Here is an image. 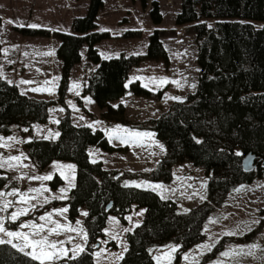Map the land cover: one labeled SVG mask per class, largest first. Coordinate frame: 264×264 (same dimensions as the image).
I'll return each mask as SVG.
<instances>
[{"label": "rangeland", "instance_id": "1", "mask_svg": "<svg viewBox=\"0 0 264 264\" xmlns=\"http://www.w3.org/2000/svg\"><path fill=\"white\" fill-rule=\"evenodd\" d=\"M105 1L97 20V32H108L110 38L96 46L103 59L146 55L149 38L155 31L160 32V41L169 56L168 65L160 60H146L132 68L127 83L129 92L111 103L113 108L124 107L125 120L131 127L121 122L111 125L104 121L102 116L106 111L100 110L90 96L83 95L88 79L97 68L87 59V46L81 49V61L71 72L64 103L59 101L62 63L57 56L60 45L57 35L72 34L73 21L86 15L89 0H0V75L17 86L22 94L54 103L46 125H35L32 132L23 128L10 136L0 134V165H3L0 174L7 180L0 190V222L6 229L0 232V239H11L12 244H3L18 251L13 245H20L24 248L20 252L24 254L33 249L27 241L9 237L8 231L28 234L29 239L54 242L61 254L43 264L76 259L88 245L87 215H84L87 210L80 209L78 219L71 223L65 204L76 185L75 166L55 161L44 172H39L24 151V145L33 139L57 140L59 120L67 113L73 125L104 134L115 150L108 152L91 146L88 150L90 161L100 163L106 171L115 172L122 186L151 191L163 200L173 201L179 214L202 208L207 203L210 176L191 162L174 165L170 181H154L148 177L158 168L166 151L153 131L137 129L158 119L173 104L184 102L197 90L199 66L195 25H176L183 0H148L147 8L140 0ZM152 3L159 5L160 25H155L151 19ZM256 26L263 28L264 24ZM19 29L43 30L46 36H23ZM135 83L149 95L133 93L131 85ZM134 126L136 129L132 128ZM114 130H118L120 138ZM12 157L20 159H10ZM46 176L51 179H43ZM56 178L60 183L53 190L50 183ZM69 179L74 186H69ZM61 209L67 211H59ZM17 210H21V214L13 220L12 215ZM144 216L145 209L135 205L125 217L126 225L110 215L104 237L97 245H92L93 263L120 264L128 250L126 235L142 224ZM33 225L44 227L41 230ZM53 228L55 232L50 231ZM202 234L198 243L182 253L179 246L168 244L152 247L150 254L156 264H264V173L251 183L234 186L221 205H210ZM63 250H67L66 255ZM224 252L230 255L224 256Z\"/></svg>", "mask_w": 264, "mask_h": 264}, {"label": "trees", "instance_id": "2", "mask_svg": "<svg viewBox=\"0 0 264 264\" xmlns=\"http://www.w3.org/2000/svg\"><path fill=\"white\" fill-rule=\"evenodd\" d=\"M144 8L148 0H140ZM104 0H89L84 17L76 18L72 34H58V59L62 63L59 101L64 103L71 72L81 61L80 51L87 46V59L96 66L83 90L100 110L102 118L113 125L125 120L123 106L113 108L129 92L127 83L134 67L146 60L169 64V56L160 41V32L149 38L147 54L124 55L103 59L96 46L110 38L108 32H97V20ZM150 16L155 25L162 23L158 3H152ZM212 22V24H209ZM264 0H183L176 17L177 26L195 25L198 87L184 102L173 104L169 111L137 129H149L165 147V156L148 177L170 181L174 165L191 162L210 176L205 206L179 214L176 203L161 199L156 193L121 185L113 171L92 163L89 148L98 146L112 152L101 131L72 124L70 114L59 120L57 140L33 139L24 151L39 172L51 163L63 161L76 168V185L66 201L68 219L76 222L79 211L87 210L85 227L87 250L78 258H67L55 264H94L92 245L104 237L110 215L123 225L135 205L145 209L142 224L126 235L128 250L120 264H156L152 247L175 244L180 253L198 243L210 213V205H221L226 194L237 184L251 183L264 173ZM1 26V19H0ZM23 36H46L43 30L19 29ZM2 44L0 41V57ZM133 93L148 96L139 84L131 85ZM53 102L38 100L20 92L0 75V134L10 136L23 128L32 132L35 125H46ZM112 118H117L113 120ZM131 127V126H130ZM136 129V127H132ZM244 156L256 157V168L245 172ZM212 173V174H211ZM6 179L0 180V190ZM60 180H52L56 190ZM0 264H41L8 244L0 245Z\"/></svg>", "mask_w": 264, "mask_h": 264}, {"label": "snow or ice", "instance_id": "3", "mask_svg": "<svg viewBox=\"0 0 264 264\" xmlns=\"http://www.w3.org/2000/svg\"><path fill=\"white\" fill-rule=\"evenodd\" d=\"M32 27H36V25H32ZM163 82L164 81L162 80L161 83H163ZM193 87H195V85H193ZM114 131H116L117 138H120L119 135H118V130H114ZM125 131L127 132L128 130H125ZM57 135H58V133H57ZM132 135L140 136L141 134L140 133H133ZM144 135H148V134H144ZM161 147H163V145H161ZM10 159L19 160L20 158L19 157H12ZM0 166H3V165H0ZM69 167H72V166H69ZM43 179L47 180V179H51V177L50 176H46V177H43ZM145 183H147V182H145ZM69 186H74V185H72L70 179H69ZM136 186L140 187L141 185H136ZM156 187H162V185L161 186H156ZM21 199H22V201L24 200L23 196L21 197ZM23 211L26 212V209L23 210ZM59 211H67V209H61ZM20 214H21V210H17V212L12 215V219L15 220ZM84 215H87V213H84ZM41 219H45V218L41 217ZM25 227H27V225H25ZM33 227L34 228H39V229L42 230L44 226L43 225H33ZM58 227L62 228L64 226L63 225H58ZM4 231H6V229L3 227L2 222H0V232H4ZM50 231L55 232L56 229L53 228V229H50ZM7 235L9 237L20 238L23 241H27V245L29 247H31L33 249V251L30 252V253H26V254L32 256L33 259L41 261V264H43V262L46 261V260L47 261L55 260L61 254V252L57 250L56 244L54 242L53 243H49L47 240L29 239L28 234L20 233V232L8 231ZM3 243L12 244V240L10 239L8 241H4L3 239H0V244H3ZM13 246L14 247H18L20 251H24V248L21 247L20 245H13ZM252 247H256V245H252ZM81 250H83V249L81 248ZM63 254L66 255L67 254V250H63ZM223 255L224 256H228V255H230V252H224Z\"/></svg>", "mask_w": 264, "mask_h": 264}, {"label": "water", "instance_id": "4", "mask_svg": "<svg viewBox=\"0 0 264 264\" xmlns=\"http://www.w3.org/2000/svg\"><path fill=\"white\" fill-rule=\"evenodd\" d=\"M237 154L243 158L242 166L245 172H252L256 168V157L253 154H247L244 156L242 151H238Z\"/></svg>", "mask_w": 264, "mask_h": 264}, {"label": "flooded vegetation", "instance_id": "5", "mask_svg": "<svg viewBox=\"0 0 264 264\" xmlns=\"http://www.w3.org/2000/svg\"><path fill=\"white\" fill-rule=\"evenodd\" d=\"M5 179V176L3 174H0V180Z\"/></svg>", "mask_w": 264, "mask_h": 264}, {"label": "crops", "instance_id": "6", "mask_svg": "<svg viewBox=\"0 0 264 264\" xmlns=\"http://www.w3.org/2000/svg\"><path fill=\"white\" fill-rule=\"evenodd\" d=\"M105 2H106V1L104 0V5H105ZM88 5H89V4H88ZM101 11H102V10H101ZM100 13H101V12H100Z\"/></svg>", "mask_w": 264, "mask_h": 264}, {"label": "bare ground", "instance_id": "7", "mask_svg": "<svg viewBox=\"0 0 264 264\" xmlns=\"http://www.w3.org/2000/svg\"><path fill=\"white\" fill-rule=\"evenodd\" d=\"M65 206V205H64Z\"/></svg>", "mask_w": 264, "mask_h": 264}]
</instances>
